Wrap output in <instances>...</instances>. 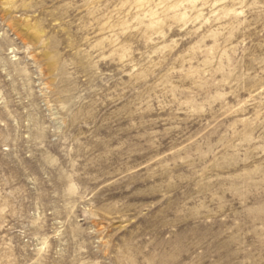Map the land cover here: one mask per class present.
I'll use <instances>...</instances> for the list:
<instances>
[{"label":"rangeland","instance_id":"374dc122","mask_svg":"<svg viewBox=\"0 0 264 264\" xmlns=\"http://www.w3.org/2000/svg\"><path fill=\"white\" fill-rule=\"evenodd\" d=\"M0 264H264V0H0Z\"/></svg>","mask_w":264,"mask_h":264}]
</instances>
